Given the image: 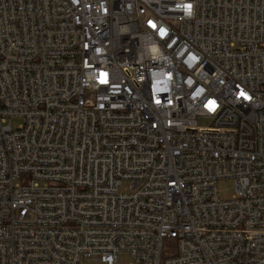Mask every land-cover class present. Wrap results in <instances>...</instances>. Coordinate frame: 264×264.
I'll use <instances>...</instances> for the list:
<instances>
[{"label":"built area","instance_id":"built-area-1","mask_svg":"<svg viewBox=\"0 0 264 264\" xmlns=\"http://www.w3.org/2000/svg\"><path fill=\"white\" fill-rule=\"evenodd\" d=\"M0 264H264V0H0Z\"/></svg>","mask_w":264,"mask_h":264},{"label":"snow or ice","instance_id":"snow-or-ice-1","mask_svg":"<svg viewBox=\"0 0 264 264\" xmlns=\"http://www.w3.org/2000/svg\"><path fill=\"white\" fill-rule=\"evenodd\" d=\"M192 7H193V6H192L191 4H187V5H185V10H186L188 13H190L191 10H192ZM151 26H152L153 29H156V28H157V25H155V24H152ZM158 31H159V35H160L162 38L165 37L166 35H168L167 31H166L164 28H159ZM174 43H175V41H173L172 43H169V44H168V47H172V44H174ZM190 59L193 60V61H195L197 58H196L195 56H191ZM107 76H108L107 73H103V72H102L101 75H100L99 83L102 84V85H103V84H107V83H108ZM171 78H172V77H171V74H169V79H171ZM241 97H242L244 100H250V99H251V97L248 96L247 93H246L244 90H240V92H239L238 98H241ZM155 103L160 104V103H161V100L156 99V100H155ZM168 103L171 104V103H172V100L169 99V100H168ZM204 107L207 108L209 111H214L215 108H216V101H214V100H209V101L204 105Z\"/></svg>","mask_w":264,"mask_h":264},{"label":"rangeland","instance_id":"rangeland-1","mask_svg":"<svg viewBox=\"0 0 264 264\" xmlns=\"http://www.w3.org/2000/svg\"><path fill=\"white\" fill-rule=\"evenodd\" d=\"M200 123L203 122L200 121ZM218 184H219L220 194L223 198H230L233 196L235 192V181L233 179L230 178L220 179ZM127 256L128 255H125V257L122 259L123 260L122 263H126L128 261L129 258Z\"/></svg>","mask_w":264,"mask_h":264}]
</instances>
